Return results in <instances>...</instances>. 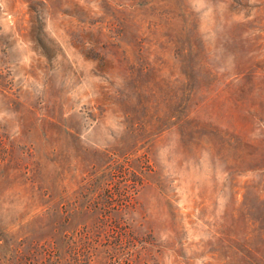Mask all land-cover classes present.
<instances>
[{
  "label": "rangeland",
  "instance_id": "obj_1",
  "mask_svg": "<svg viewBox=\"0 0 264 264\" xmlns=\"http://www.w3.org/2000/svg\"><path fill=\"white\" fill-rule=\"evenodd\" d=\"M0 264H264V0H0Z\"/></svg>",
  "mask_w": 264,
  "mask_h": 264
}]
</instances>
